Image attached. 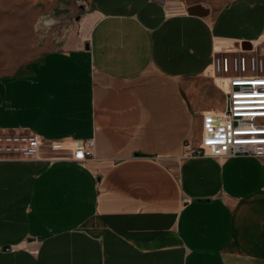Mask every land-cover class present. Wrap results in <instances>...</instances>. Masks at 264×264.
<instances>
[{
  "label": "crops",
  "instance_id": "obj_1",
  "mask_svg": "<svg viewBox=\"0 0 264 264\" xmlns=\"http://www.w3.org/2000/svg\"><path fill=\"white\" fill-rule=\"evenodd\" d=\"M168 1L88 0L85 33L0 78V131L94 140L0 158V264H264V157L183 156L226 105L215 47L264 20Z\"/></svg>",
  "mask_w": 264,
  "mask_h": 264
},
{
  "label": "built area",
  "instance_id": "obj_2",
  "mask_svg": "<svg viewBox=\"0 0 264 264\" xmlns=\"http://www.w3.org/2000/svg\"><path fill=\"white\" fill-rule=\"evenodd\" d=\"M63 33L54 42L61 43ZM233 46V44H232ZM211 70L226 105L219 117L205 118L200 141L187 144L184 157L237 155L264 157V57L238 47H219L211 58ZM217 79L224 80L222 88ZM94 140H46L32 132L0 131V158L38 159L42 150L58 158L83 161L93 155ZM44 152V151H43ZM14 250V247L7 248Z\"/></svg>",
  "mask_w": 264,
  "mask_h": 264
},
{
  "label": "rangeland",
  "instance_id": "obj_3",
  "mask_svg": "<svg viewBox=\"0 0 264 264\" xmlns=\"http://www.w3.org/2000/svg\"><path fill=\"white\" fill-rule=\"evenodd\" d=\"M169 1L176 10L183 5L186 10L190 7L191 12L196 14H221L236 8L243 23L246 20H264V0ZM89 11L88 0H0V78L22 74L27 65L38 60L46 44L59 45L54 41L63 33H66V38L73 34L85 33L89 25ZM46 20L55 22L48 25ZM241 27L243 32L248 30L246 25ZM256 32L258 34L251 39L237 40L238 42L227 46L238 47L241 41H248L252 48L264 57V28ZM259 40L261 42L254 43ZM46 151L43 149L40 157L56 156L53 153L48 155Z\"/></svg>",
  "mask_w": 264,
  "mask_h": 264
},
{
  "label": "bare ground",
  "instance_id": "obj_4",
  "mask_svg": "<svg viewBox=\"0 0 264 264\" xmlns=\"http://www.w3.org/2000/svg\"><path fill=\"white\" fill-rule=\"evenodd\" d=\"M259 42H261L260 40L259 41H256V42H254V43H259ZM217 48H219V46L217 45V47H216V49ZM246 50H251V49H246ZM217 83L222 87V88H225V82H224V80H219V79H217ZM211 114H212V117L211 118H213V116H215V117H219L220 116V112L218 111V112H211ZM211 116V115H210ZM210 118V117H209Z\"/></svg>",
  "mask_w": 264,
  "mask_h": 264
},
{
  "label": "water",
  "instance_id": "obj_5",
  "mask_svg": "<svg viewBox=\"0 0 264 264\" xmlns=\"http://www.w3.org/2000/svg\"><path fill=\"white\" fill-rule=\"evenodd\" d=\"M238 45H240L242 49H251L252 48L250 42H248V41H241V43H239Z\"/></svg>",
  "mask_w": 264,
  "mask_h": 264
},
{
  "label": "clouds",
  "instance_id": "obj_6",
  "mask_svg": "<svg viewBox=\"0 0 264 264\" xmlns=\"http://www.w3.org/2000/svg\"><path fill=\"white\" fill-rule=\"evenodd\" d=\"M55 21L54 20H46L45 23L48 24V25H51L52 23H54Z\"/></svg>",
  "mask_w": 264,
  "mask_h": 264
}]
</instances>
